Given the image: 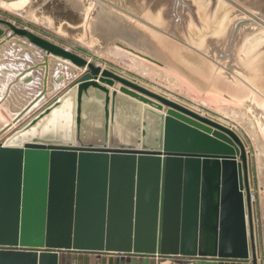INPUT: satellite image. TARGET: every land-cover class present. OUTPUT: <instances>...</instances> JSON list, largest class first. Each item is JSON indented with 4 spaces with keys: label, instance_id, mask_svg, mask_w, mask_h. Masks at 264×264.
<instances>
[{
    "label": "water",
    "instance_id": "95a60500",
    "mask_svg": "<svg viewBox=\"0 0 264 264\" xmlns=\"http://www.w3.org/2000/svg\"><path fill=\"white\" fill-rule=\"evenodd\" d=\"M2 38L25 40L44 53L39 64L45 68L43 88L15 123L46 96L48 64L55 58L82 73L31 127L72 97L78 129L83 95L94 89L104 94L107 131L121 94L160 113L162 134L156 148L53 145L29 134L31 141L22 147L0 142V264H58L60 250L189 258L216 257L228 249L235 250L238 260L258 264L251 156L234 129L0 18ZM87 165L98 167L91 177L111 190L108 199L124 202L121 211L92 213L94 227L88 231L97 242L90 244L70 241L81 214L71 209L72 192L84 184L81 170Z\"/></svg>",
    "mask_w": 264,
    "mask_h": 264
},
{
    "label": "rangeland",
    "instance_id": "374dc122",
    "mask_svg": "<svg viewBox=\"0 0 264 264\" xmlns=\"http://www.w3.org/2000/svg\"><path fill=\"white\" fill-rule=\"evenodd\" d=\"M77 2V7H73L68 0H18L6 3L7 9L0 6V18L27 28L100 66L113 64L124 70V62L131 65L130 57L135 59L131 52L124 51V7L143 15L151 27H143L141 42L153 46L155 38L156 44L154 51L151 47L145 48L143 54L156 63L158 61L162 67L159 72H142L144 77L135 71L128 75L142 79L143 85L195 111L220 112L228 125L222 123L233 125L229 127L242 139L250 156H264V0ZM104 11L118 32L108 40L96 35L92 29L100 12ZM152 26L161 31L160 38L152 34ZM187 46L199 50V64L202 61L205 72L200 71V66L192 69L186 66L189 57L186 58L183 48ZM148 64L155 67L151 62ZM33 67L37 66L33 65L31 69ZM213 72L217 73L212 75ZM66 73L75 74L74 71ZM36 77L38 82L39 77ZM37 82L36 89L39 88ZM68 84L54 95L63 96L69 89ZM159 119L162 123L161 115ZM55 120L58 125L50 128H58L60 132L67 130L65 121ZM154 121L156 123V119H150L152 127ZM118 126L121 127L114 123V127ZM34 131L38 134L47 132L40 127ZM48 135L58 137L56 131H48Z\"/></svg>",
    "mask_w": 264,
    "mask_h": 264
},
{
    "label": "crops",
    "instance_id": "0c3cea01",
    "mask_svg": "<svg viewBox=\"0 0 264 264\" xmlns=\"http://www.w3.org/2000/svg\"><path fill=\"white\" fill-rule=\"evenodd\" d=\"M68 1L72 3L73 7H77V0ZM0 6L7 9L8 5L0 2ZM80 11L82 13L81 8ZM107 16V12H100L99 20L97 19V22L92 29L96 35H100L101 38L104 37L108 40L109 37L118 32L116 26L107 20ZM145 26L151 27L149 23L144 20L143 15L139 16L137 13L131 12L124 7V51L131 52L130 54L135 56V59L130 57L129 61L131 65L124 62L125 71L119 68L120 66L116 67V65L113 64L108 65L109 68H112L124 76L140 83L144 81L140 78L128 75V73L132 71L142 73L150 70L152 72H159L162 67L158 61L156 63L154 60L143 54L145 48L149 49L151 47L153 51L156 48L155 38L152 40L154 44L153 46L141 42L142 36L144 35L143 27ZM152 27L154 28V26ZM152 34L157 38H160L161 31L154 28ZM1 40H3V38L0 39V132L6 131V133L1 137L0 142L4 145L9 147H22L23 144L31 141L30 138L36 136L44 140L47 144L92 146L97 148L118 146L140 147L142 145L156 148L160 144L162 134V123L159 119L160 113L121 94L115 99L113 121L110 123L108 120L107 131V120L105 119L103 108L104 94L94 89H89L86 94L83 95L80 127L78 129L75 124V105L72 103V97L67 100L71 103L70 112L65 120L68 125L67 130L60 132L58 128H50L52 125H58L59 123H56V120V122L53 121V118L56 119L54 115H58L60 112L59 108L54 109L50 116L44 117V119L38 122L35 126L31 127L30 124L32 120H34L38 114L47 107H50L54 100L61 98L56 96L57 92L64 88L66 83L70 84V82L78 78L82 73V70L75 68L67 61L55 58L51 59L48 64L46 96L40 100L34 109L27 112L17 123H15V118L19 116L26 107H28L30 102L39 95L43 88L45 68L39 64H42L43 62L44 53L25 40L18 38L10 39L11 41L7 40L1 42ZM183 50H185L186 58H188L190 54L192 55L187 59V62L185 61L186 66L191 67V69L192 67L200 66V71L205 72V66L202 61L201 64H199V50L195 47L188 46L183 48ZM201 50L202 49H200V52L203 53V50ZM33 57H36V59H33ZM146 61L151 62L155 67L149 66ZM33 65H36L38 70L35 72H29L23 76L27 70H31V66ZM69 71L71 73L74 71V76L66 73ZM215 73L217 72H213L212 75H215ZM142 75L144 77V73H142ZM31 76L33 77L32 82L26 83L24 80ZM36 76L39 77L38 82L36 81ZM60 77L63 78L62 84L58 83ZM70 77L73 80H69ZM36 82L39 84V88L37 89L35 87ZM108 110L110 112V105ZM196 110L198 111V109ZM201 114H209L208 116L210 117L214 116L215 119L217 118L216 120L225 122V124L228 125L225 121L226 119H224L225 117L222 116L220 112H214L207 109ZM117 115H119L120 118L116 119ZM151 118L156 119V123L154 121V127L151 126ZM62 121L64 122V120ZM114 123L120 124L121 127H114ZM70 124H72V126ZM97 124L98 126H96ZM44 125L47 127L44 128ZM39 127L43 128V131L45 129L47 132H45V134L43 132H40L39 134L37 132L35 134L30 133ZM119 129L124 131V133L122 132V134H120L121 131H119ZM48 131H56L58 137H48ZM26 133L29 134L30 138ZM97 134H100L101 137L94 138ZM155 139L157 141H155ZM263 158L264 156L251 154L253 201L256 209V222L260 247V260L258 264H264ZM75 168H78L77 165H75ZM96 169H98V167L95 165L85 166V169L81 170L82 179H85L84 184L73 188L71 209L72 211H78L81 214L78 219L80 220V224L76 226L74 224L72 226V232L70 234V241L72 242L77 241L87 244L97 242L95 238L96 235L88 231L91 227H94V225L90 224L92 222L91 216L93 215V212L121 211L124 209L122 206L124 204L123 201L113 202L108 199V196L111 193V190L108 187L104 188L100 184L96 185L95 178L91 177V175H94L97 172ZM60 208L63 207H58V209ZM75 228L79 229L76 233L74 232ZM180 235V233L177 234V241L179 240ZM102 236L104 239L102 238L101 241L106 242L107 235L103 234ZM235 253L234 249H228L224 250L221 255H217L216 257L183 258L178 256H143L92 250H60L58 251V264H251L250 261L247 260H238V255Z\"/></svg>",
    "mask_w": 264,
    "mask_h": 264
},
{
    "label": "bare ground",
    "instance_id": "6f19581e",
    "mask_svg": "<svg viewBox=\"0 0 264 264\" xmlns=\"http://www.w3.org/2000/svg\"><path fill=\"white\" fill-rule=\"evenodd\" d=\"M70 107H71V103H69V101H64V103L62 104V106L59 107V110H60L59 114L58 115L55 114L54 117H56V118L58 117L61 120H64L65 121L67 119V116H68L69 112H70ZM53 121H55L54 118H53ZM30 133L31 134H34L35 131H31Z\"/></svg>",
    "mask_w": 264,
    "mask_h": 264
},
{
    "label": "built area",
    "instance_id": "2783aa9c",
    "mask_svg": "<svg viewBox=\"0 0 264 264\" xmlns=\"http://www.w3.org/2000/svg\"><path fill=\"white\" fill-rule=\"evenodd\" d=\"M251 199L253 200V195L251 196Z\"/></svg>",
    "mask_w": 264,
    "mask_h": 264
}]
</instances>
